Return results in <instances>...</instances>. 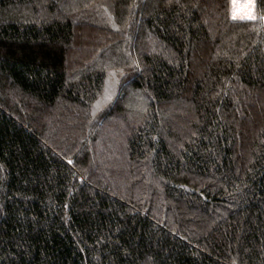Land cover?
Segmentation results:
<instances>
[{"label":"trees","instance_id":"obj_1","mask_svg":"<svg viewBox=\"0 0 264 264\" xmlns=\"http://www.w3.org/2000/svg\"><path fill=\"white\" fill-rule=\"evenodd\" d=\"M256 4L0 0V264H264Z\"/></svg>","mask_w":264,"mask_h":264},{"label":"rangeland","instance_id":"obj_2","mask_svg":"<svg viewBox=\"0 0 264 264\" xmlns=\"http://www.w3.org/2000/svg\"><path fill=\"white\" fill-rule=\"evenodd\" d=\"M243 3L246 4V7H245L246 11L248 10L246 12L247 16H252V15L254 16L255 11H256L257 16L260 14V10H258L257 5L255 4L256 1L254 2V0H231V14L233 17L236 18L237 16L242 15L241 12L244 9V7H242ZM254 8H256V10ZM254 18H256V17H254ZM262 19H263V16H262ZM85 33H86L85 36L82 38V42H83L82 45L86 44L89 46L92 43V41L90 42L87 40L88 39L92 40L95 36V33H92V32L91 33L85 32ZM83 48L84 47L78 48L79 50L76 49L75 54H73V58L75 60L74 61L75 64L73 65V68H78L79 63H81L80 65H84L85 61L82 62L83 59H87L91 56V52H89L90 50L85 51L87 49L86 48L83 49ZM87 48H89V47H87ZM78 69H81V68H78ZM116 88H117L116 80L113 79L109 82L108 87H107V91H106L105 95L102 97L104 99L100 100L99 106L103 105V101L107 102V101H109L110 98L113 97V95L115 94ZM134 94H131V96L129 97L128 102H127V108H129V110L131 107L132 108L135 107V109H137V106H138L134 102H138L140 97L138 96V94H136V93H134Z\"/></svg>","mask_w":264,"mask_h":264},{"label":"crops","instance_id":"obj_3","mask_svg":"<svg viewBox=\"0 0 264 264\" xmlns=\"http://www.w3.org/2000/svg\"><path fill=\"white\" fill-rule=\"evenodd\" d=\"M256 0H254V2H255ZM256 4V3H255ZM257 5V4H256ZM242 7H244V9H243V11L241 12V14L242 15H239V16H237L236 18H238V19H252V18H254V17H257V15H256V11H255V15L253 16H247L246 15V12L248 11H246V9H245V7H246V4H244L243 3V6ZM253 7V6H252ZM256 7V6H255ZM255 10H256V8H254ZM235 18V17H234ZM263 23H264V15H263Z\"/></svg>","mask_w":264,"mask_h":264}]
</instances>
